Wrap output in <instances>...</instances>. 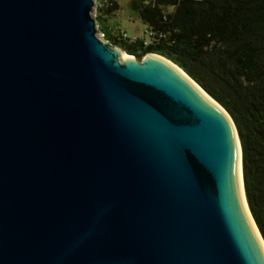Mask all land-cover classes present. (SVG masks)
<instances>
[{
  "label": "water",
  "instance_id": "95a60500",
  "mask_svg": "<svg viewBox=\"0 0 264 264\" xmlns=\"http://www.w3.org/2000/svg\"><path fill=\"white\" fill-rule=\"evenodd\" d=\"M94 11L0 0V264H264L230 114Z\"/></svg>",
  "mask_w": 264,
  "mask_h": 264
},
{
  "label": "trees",
  "instance_id": "16d2710c",
  "mask_svg": "<svg viewBox=\"0 0 264 264\" xmlns=\"http://www.w3.org/2000/svg\"><path fill=\"white\" fill-rule=\"evenodd\" d=\"M143 37L114 33L118 9L100 2L104 40L142 60L159 54L193 78L232 117L242 147L244 188L264 239V0H130Z\"/></svg>",
  "mask_w": 264,
  "mask_h": 264
},
{
  "label": "rangeland",
  "instance_id": "374dc122",
  "mask_svg": "<svg viewBox=\"0 0 264 264\" xmlns=\"http://www.w3.org/2000/svg\"><path fill=\"white\" fill-rule=\"evenodd\" d=\"M105 0H95V11L93 16L96 18V9L100 2ZM118 3V9L115 13L108 17V27L112 28L114 33L124 32L131 39L143 37L146 31L145 25L138 19L136 15L130 10V0H115ZM99 38L104 39V34L101 31V25H99Z\"/></svg>",
  "mask_w": 264,
  "mask_h": 264
},
{
  "label": "bare ground",
  "instance_id": "6f19581e",
  "mask_svg": "<svg viewBox=\"0 0 264 264\" xmlns=\"http://www.w3.org/2000/svg\"><path fill=\"white\" fill-rule=\"evenodd\" d=\"M124 56L129 57L127 54H124Z\"/></svg>",
  "mask_w": 264,
  "mask_h": 264
}]
</instances>
